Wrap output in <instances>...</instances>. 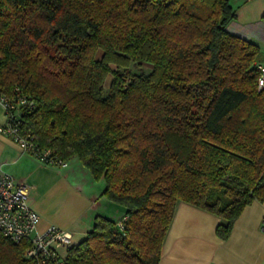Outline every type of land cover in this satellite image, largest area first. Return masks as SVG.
I'll return each mask as SVG.
<instances>
[{"label":"trees","instance_id":"1","mask_svg":"<svg viewBox=\"0 0 264 264\" xmlns=\"http://www.w3.org/2000/svg\"><path fill=\"white\" fill-rule=\"evenodd\" d=\"M235 19L229 0H0V94L34 101L21 128L125 211L95 216L66 264H158L178 201L221 240L264 203L260 48ZM26 246L0 239V264H29Z\"/></svg>","mask_w":264,"mask_h":264},{"label":"crops","instance_id":"2","mask_svg":"<svg viewBox=\"0 0 264 264\" xmlns=\"http://www.w3.org/2000/svg\"><path fill=\"white\" fill-rule=\"evenodd\" d=\"M236 19L227 30L260 48L257 65H264V0H229ZM5 115L0 104V125ZM0 172L29 187L30 206L38 213L37 232L57 227L71 235L72 246L87 237L94 217L117 222L124 210L101 196L95 181L76 158L66 167L41 163L0 133ZM216 215L178 201L164 237L158 264H264V203L254 201L235 221L227 240L219 239Z\"/></svg>","mask_w":264,"mask_h":264},{"label":"built area","instance_id":"3","mask_svg":"<svg viewBox=\"0 0 264 264\" xmlns=\"http://www.w3.org/2000/svg\"><path fill=\"white\" fill-rule=\"evenodd\" d=\"M258 70V87L261 88L264 87V65H258ZM0 104L5 115V123L0 125L1 134L41 163L66 167L67 161L58 159L50 150L41 149L30 131L21 128L23 116L35 107L34 101L16 87L11 97L0 94ZM38 222L39 215L29 203V187L0 172V239L13 244L26 241L22 256L29 264H66V251L72 246L71 235L57 227L39 233Z\"/></svg>","mask_w":264,"mask_h":264},{"label":"rangeland","instance_id":"4","mask_svg":"<svg viewBox=\"0 0 264 264\" xmlns=\"http://www.w3.org/2000/svg\"><path fill=\"white\" fill-rule=\"evenodd\" d=\"M97 57H99V53L97 54ZM112 69H115L114 66H111ZM151 66L148 65V64H145V63H140V64H131L129 66V71L131 73H138V72H144V73H149L151 71ZM110 80H111V77L109 76L107 78V80L105 81V85H104V88H105V93H107V90H108V86H109V83H110Z\"/></svg>","mask_w":264,"mask_h":264}]
</instances>
